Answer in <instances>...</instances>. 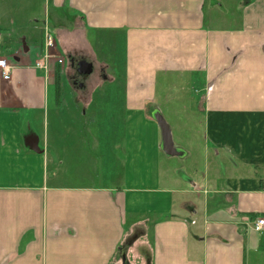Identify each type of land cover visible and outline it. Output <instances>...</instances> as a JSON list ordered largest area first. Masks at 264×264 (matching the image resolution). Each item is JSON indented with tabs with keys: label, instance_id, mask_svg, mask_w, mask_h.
I'll list each match as a JSON object with an SVG mask.
<instances>
[{
	"label": "crops",
	"instance_id": "1",
	"mask_svg": "<svg viewBox=\"0 0 264 264\" xmlns=\"http://www.w3.org/2000/svg\"><path fill=\"white\" fill-rule=\"evenodd\" d=\"M47 31L69 66L35 68ZM1 59L0 264H264V0H0ZM73 60L103 75L79 84ZM176 81L203 164L184 165L192 151L170 125L184 155L162 150L153 114ZM107 84L122 91L108 109H124L123 164L108 159L109 183L91 169L72 180L60 166L88 143L63 112L80 122ZM51 116L68 140L57 153Z\"/></svg>",
	"mask_w": 264,
	"mask_h": 264
},
{
	"label": "rangeland",
	"instance_id": "2",
	"mask_svg": "<svg viewBox=\"0 0 264 264\" xmlns=\"http://www.w3.org/2000/svg\"><path fill=\"white\" fill-rule=\"evenodd\" d=\"M37 10H40L41 6H35ZM103 52V51H102ZM52 58L51 61H55L56 64L59 66H65L66 64L69 66V60H67L66 56H61L59 52H57L55 49L51 51ZM44 55V52L41 54ZM100 57H104L103 54L100 52ZM59 60H63V63H59ZM96 70V75L102 76L103 72H101V66L96 65L94 68ZM113 73H118V77H121V72L119 70H112ZM175 86H173V91H175L177 94L173 96L171 101L165 102L163 94L160 93V98L162 97V100L160 101L162 106V109L164 111V118L168 122V124L173 129V137L176 142V144L187 146L191 151L192 155L186 159V162L184 165L191 166L192 162L196 161L199 164H203L204 160L206 158L205 149H204V142L202 141V137L195 133L194 124L191 121V115L188 116L187 111L184 107H187L190 109V102L185 97H181V92H185L181 90L180 84L178 81L174 83ZM74 90L70 89V85L68 82L64 79L63 82V95L66 98L67 104H70L72 102V92ZM113 92L114 94H111ZM121 89H119L117 86H110L109 84L105 85L104 89L101 91H98L96 95V101L92 107V110L87 113L86 115H83L80 117V122L77 121L74 118H71L72 115L67 116L64 114V120L67 125L70 127H73L76 132L74 135L73 141L79 142L78 140H83L87 142V146H85V149H78L79 154H82L80 157L81 159H72L69 158L66 163L60 166V169L63 172H67L70 174L68 178H71L72 180L76 179V176L74 173H83V172H90V169L92 172L89 174L95 178L94 183L97 185H100V183H109L111 179V169L108 165V159L115 158V163L113 167L116 168V173L119 174V170L121 169V164L123 162L124 155L119 150L113 149V146L115 144H122L123 143V137H124V109L122 108L121 101H117V109H116V115H110L109 114V105L112 103L109 100L110 96L114 95H121ZM187 93L190 91L187 90ZM177 98V99H175ZM181 100H180V99ZM109 100V101H108ZM165 103V104H163ZM51 127H50V139L51 141H54L55 147L53 148L54 153L60 152L61 147L68 141L67 139L61 142V137H58L59 135H56L53 132V126L55 123V117L53 118L51 116ZM59 124V123H58ZM90 125H94L95 128L99 126L100 128V134L99 139L101 146L99 150H93L89 148V142L90 144L93 141V135L94 137L97 136L95 134L93 127H90ZM90 127V128H89ZM196 127L197 124H196ZM91 129V131H90ZM94 133V134H93ZM70 138L73 137L72 135H69ZM71 140V139H70ZM181 141V142H180ZM80 143V142H79ZM77 152V153H78ZM65 157V156H64ZM93 160L94 164H88L87 160ZM63 160V159H62ZM61 160V161H62ZM97 160V162H96ZM114 160V159H113ZM112 160V161H113ZM111 161V162H112ZM60 162V159H59ZM123 164V163H122ZM79 171V172H78ZM96 171L98 172L96 174ZM77 175V174H76ZM70 180V179H69ZM73 182V181H72ZM78 181L76 180L75 183ZM112 182V180H111ZM113 183V182H112Z\"/></svg>",
	"mask_w": 264,
	"mask_h": 264
},
{
	"label": "built area",
	"instance_id": "3",
	"mask_svg": "<svg viewBox=\"0 0 264 264\" xmlns=\"http://www.w3.org/2000/svg\"><path fill=\"white\" fill-rule=\"evenodd\" d=\"M56 48V39L54 35L47 31L45 33L44 40V55L35 63V68L48 70V62L52 58L51 51ZM59 63H63V60H59ZM0 71L4 80H10L12 67L8 64L6 59L0 60ZM254 231L261 234L264 231V218L260 217L254 222Z\"/></svg>",
	"mask_w": 264,
	"mask_h": 264
},
{
	"label": "water",
	"instance_id": "4",
	"mask_svg": "<svg viewBox=\"0 0 264 264\" xmlns=\"http://www.w3.org/2000/svg\"><path fill=\"white\" fill-rule=\"evenodd\" d=\"M78 67V72L81 75H90L94 71L93 64L89 63L86 60L80 61L78 63ZM153 118L157 122L161 130L162 150L164 151V153L168 156H183L184 152L174 146L171 128L162 114L157 111L153 114Z\"/></svg>",
	"mask_w": 264,
	"mask_h": 264
},
{
	"label": "flooded vegetation",
	"instance_id": "5",
	"mask_svg": "<svg viewBox=\"0 0 264 264\" xmlns=\"http://www.w3.org/2000/svg\"><path fill=\"white\" fill-rule=\"evenodd\" d=\"M71 65L73 67H75V74L73 75V79H74L75 82L81 84L84 80H86L90 76V75H81V74H79V72H78V68H79L78 67V62H75V60L71 61ZM93 72L91 73V75L93 74Z\"/></svg>",
	"mask_w": 264,
	"mask_h": 264
},
{
	"label": "trees",
	"instance_id": "6",
	"mask_svg": "<svg viewBox=\"0 0 264 264\" xmlns=\"http://www.w3.org/2000/svg\"><path fill=\"white\" fill-rule=\"evenodd\" d=\"M56 85H59V77H58V73L56 74Z\"/></svg>",
	"mask_w": 264,
	"mask_h": 264
}]
</instances>
